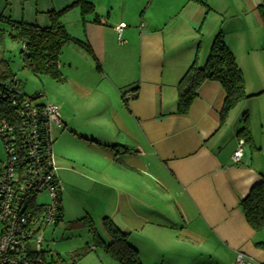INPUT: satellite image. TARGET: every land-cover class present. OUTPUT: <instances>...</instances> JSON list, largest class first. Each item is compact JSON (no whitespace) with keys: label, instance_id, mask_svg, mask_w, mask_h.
<instances>
[{"label":"crops","instance_id":"crops-1","mask_svg":"<svg viewBox=\"0 0 264 264\" xmlns=\"http://www.w3.org/2000/svg\"><path fill=\"white\" fill-rule=\"evenodd\" d=\"M75 1L0 0V17L47 28L49 13ZM84 2L94 15L82 23L73 9L60 21L92 55L74 43L62 47V81L46 102L61 116L53 143L61 132L95 143L98 170L89 185L100 225L108 218L125 234L140 264H158L168 246L189 252L173 264H234L238 252L246 264H264V231L254 232L239 207L264 181L262 0ZM94 16L100 23L92 22ZM217 33L234 56L245 93L253 97L220 124L224 92L218 83L204 82L188 113L176 115V86L190 65L203 66ZM128 91L134 99L122 97ZM244 114L251 145L243 146L234 164ZM62 169L74 173L68 162ZM70 179L62 176L68 190ZM64 199L65 191L60 222ZM101 230L99 237L110 242Z\"/></svg>","mask_w":264,"mask_h":264},{"label":"trees","instance_id":"trees-1","mask_svg":"<svg viewBox=\"0 0 264 264\" xmlns=\"http://www.w3.org/2000/svg\"><path fill=\"white\" fill-rule=\"evenodd\" d=\"M199 2V0H197ZM264 0L259 6V12L263 11ZM78 9L81 21L84 22V16L94 15L93 7L84 2V0H76L66 8L59 12H51L48 14L49 26L47 28H39L35 25H26L24 23H15L9 19L0 17V92L7 86L15 82L14 74L11 71L9 62L2 56L4 50V42L6 37L11 41L20 45L19 58L22 69L36 77H49L55 82L62 81V75L59 71V56L61 49L68 43L77 44L88 51L92 55L90 47L85 42L71 37L63 25L61 18L69 11ZM93 23H100L96 16L93 17ZM240 69L236 65L234 56L231 51L223 43L220 33L214 37L209 54L203 66L196 63L190 65L184 75L179 80L176 91V115H186L188 109L196 97V91L204 82L218 83L223 92L224 100L219 112L220 124H223L227 114L240 102L249 99L245 93L244 81ZM17 85L18 82L16 81ZM20 91V89H19ZM21 92V91H20ZM131 91L123 92L122 97ZM21 95H23L21 93ZM25 96V95H23ZM43 94H37L33 98H29L36 102V99L42 98ZM131 99H134V95ZM127 101V99H124ZM42 105L43 103H36ZM16 110L11 107L9 102L0 99V121L4 119L17 120ZM243 125L237 133V137L244 140L245 144L251 145V139L248 135L247 115H243ZM53 145V141H52ZM246 197L239 201V207L249 227L254 232L264 231V181L250 189ZM57 212V219L54 225L61 220L60 197ZM83 221V222H82ZM77 223V224H76ZM86 225L93 235L95 244L101 247L105 253L120 264H140L138 255L127 242L126 235L121 233L113 225V223L105 218L102 220L103 230L108 237V243H105L99 235L95 234L89 219H81L71 223L73 226ZM261 244V246H263ZM86 252L91 251L90 248L85 249ZM79 255L73 257L74 262L78 261Z\"/></svg>","mask_w":264,"mask_h":264},{"label":"built area","instance_id":"built-area-1","mask_svg":"<svg viewBox=\"0 0 264 264\" xmlns=\"http://www.w3.org/2000/svg\"><path fill=\"white\" fill-rule=\"evenodd\" d=\"M122 29H119L120 33ZM0 99L16 110L17 120L0 121L5 159L0 162V264H45V228L55 224L62 187L52 160L50 124L60 125L59 108L37 105L21 95L15 82L6 84ZM132 93L125 95L131 99ZM245 142L238 140L232 162L243 157ZM46 193L49 203H37ZM234 264H246L238 252Z\"/></svg>","mask_w":264,"mask_h":264},{"label":"rangeland","instance_id":"rangeland-1","mask_svg":"<svg viewBox=\"0 0 264 264\" xmlns=\"http://www.w3.org/2000/svg\"><path fill=\"white\" fill-rule=\"evenodd\" d=\"M0 28H5L0 25ZM20 45L6 37L2 56L9 62L14 79L18 82V87L23 95L33 98L37 94H43L42 98L36 99L35 103H47L52 100L55 91V81L49 77H36L26 70L22 69L20 58ZM47 97V98H46ZM49 104H52L49 102ZM60 113V112H59ZM61 117V116H60ZM61 124V123H60ZM59 125L52 122L50 124L51 137L55 135ZM59 135V136H58ZM57 135L56 141L52 145V160L56 167V174L62 187V193L65 191L64 199V217L63 220L55 227L54 225L45 228L42 231L43 244L42 249L46 253L45 264H120L108 256L105 251L95 244V240L90 229L81 225L73 226L71 223L88 219L89 213L93 222L95 234L102 235V226L99 218L94 214L93 190L89 185V180L96 176L97 166L95 161V152L92 147L94 142L90 139H84L78 133L73 137H66L62 132ZM5 159V150L0 140V162ZM69 163L74 168V173L65 174L62 169L63 164ZM71 169V168H70ZM62 176H70V183L67 185L73 187L68 190L63 185ZM89 186V187H88ZM67 195V198H66ZM48 194H40L36 198L37 203H49ZM94 218V219H93ZM83 222V221H82ZM77 224V223H76ZM104 235V234H103ZM88 246H94L91 251L86 252ZM182 254L179 248L168 246L166 255L159 258L158 264H173L179 255H187L189 252ZM78 254V261L74 262L73 257Z\"/></svg>","mask_w":264,"mask_h":264}]
</instances>
